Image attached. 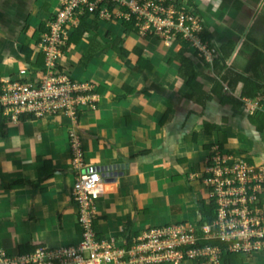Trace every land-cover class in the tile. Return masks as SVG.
Here are the masks:
<instances>
[{
	"label": "crops",
	"instance_id": "obj_1",
	"mask_svg": "<svg viewBox=\"0 0 264 264\" xmlns=\"http://www.w3.org/2000/svg\"><path fill=\"white\" fill-rule=\"evenodd\" d=\"M187 1L209 39L230 51L220 73L231 67L264 83V61L246 69L258 52L264 54V17L255 29L264 0ZM59 5L60 0H0V85L28 80L43 69L38 45ZM86 22L92 28L67 43L58 61L73 81L89 85L73 118L63 112L45 117L23 112L32 117L22 120L23 113L16 119L0 115V251L7 254L78 242L82 227L71 190L82 170L116 166L110 181L102 177L94 229L99 238L128 246L149 228L197 221L198 200L206 192L200 179L203 157L213 143L221 141L224 150L264 166V128L257 129L253 121L264 114V93L252 98L261 105L253 113L240 99L245 96L242 81L222 91L238 104L221 100L213 92V79L220 74L189 48L185 55L205 91L198 102L188 96L191 90L175 57L178 40L169 49L157 37L125 29L121 18L88 15ZM117 47L127 53L120 54ZM167 48L174 55L165 58ZM205 123L218 130L205 131ZM71 131L83 153L81 167L74 161ZM232 260L264 264V250Z\"/></svg>",
	"mask_w": 264,
	"mask_h": 264
},
{
	"label": "built area",
	"instance_id": "obj_2",
	"mask_svg": "<svg viewBox=\"0 0 264 264\" xmlns=\"http://www.w3.org/2000/svg\"><path fill=\"white\" fill-rule=\"evenodd\" d=\"M87 13L107 21L133 18L140 35L161 34L166 45L170 39H183L210 64L217 55V46L210 45L202 35L203 23L187 0H60L38 45L44 54L40 75L28 80H4L0 85V112L4 116L16 119L23 112L37 117L63 112L73 118L78 105L86 100L83 93L88 87L61 71L58 61L70 30ZM240 99L249 113L261 108L257 100L246 96ZM69 135L75 164L81 167L79 141L73 131ZM201 175L207 196H216L218 207L213 222L197 229L199 235L195 223L180 221L149 228L128 246L99 238L93 219L102 177L96 169L82 170L71 190L82 227L78 242L56 248L38 246L30 253L0 251V264H179L184 255L207 257L204 264H222L218 247L189 246L199 238H221L234 251L248 252L264 246V206L258 205L264 166L250 164L244 154H234L213 143L204 154Z\"/></svg>",
	"mask_w": 264,
	"mask_h": 264
},
{
	"label": "trees",
	"instance_id": "obj_3",
	"mask_svg": "<svg viewBox=\"0 0 264 264\" xmlns=\"http://www.w3.org/2000/svg\"><path fill=\"white\" fill-rule=\"evenodd\" d=\"M87 16H88V13L86 15H83L82 17H80V21H79L78 25L70 30L69 39H68L69 44L71 42L78 41L79 38L84 33V31L90 30L92 28V25L88 24L86 22ZM121 21H122L123 27L125 29L130 30V29L135 28L133 18L128 19V20L121 19ZM42 31H47V28L45 27ZM208 34L209 33L204 28L202 35L205 38L209 39ZM178 42H180L181 46L178 49L175 57L177 60H179V62L182 63L181 65L183 68H181L180 71L184 72L183 75L186 77V84L190 87V90H191V92L188 94V96L193 98L194 100H196L198 102H203V99L205 98V91L201 88L202 85L197 80L198 71H196L193 68L191 59L185 55V51L191 47L183 39H178ZM209 44L214 45V43L211 41V39H209ZM229 44H231V42H229ZM117 50H119L120 54H126L127 53V51L121 47H117ZM191 50H192V52H195V54H197V52L194 51L192 48H191ZM255 52H257V51H255ZM229 54H230L229 50L227 51V50H224V47L223 48L220 47L219 49H217V55L211 63V67H212L213 71L216 73V75L220 74L219 77L216 76V78L213 79V81L215 82L213 92L215 94H217L218 96H220L221 100H227V101L231 100L235 104H238L239 101L237 99H235L231 95L225 94L224 92L222 93V91L226 90V89H224V87L229 86L232 88L238 81H242L243 94L246 97L253 98L255 96L263 94L264 93V83H261L260 81H258L257 80L258 78L255 76H253V77L248 76V75L246 76V75L242 74L241 72L234 71L231 67H228V68L226 67L223 70V72L220 73L222 71L223 67L225 66L224 62H225L226 57L229 56ZM200 58L202 60H204L202 57H200ZM142 60H144V59L141 57V52L139 51L138 52V61L142 62ZM262 61H264V54L258 52V54L255 55V59L253 58L247 64L246 69L248 70V69H250V67L254 68L257 65L262 64ZM148 66H150V65L148 64ZM206 98H208V97H206ZM0 115H2L1 112H0ZM29 117H32V116L30 114L23 113L18 118L20 120H22V119H26ZM253 121H255L257 129L262 130L264 128V114L263 113H259V116H257V118L255 120L253 119ZM204 127H205V131H207V132H211L212 130L217 129L216 125H211L208 123H205ZM0 128L3 129V126L0 125ZM221 143L222 142L219 141L220 147L222 145ZM248 163H250V162L248 161ZM202 178L203 177L201 175L200 179H201L203 187L206 191L207 187L204 185ZM263 191H264V185L262 188L261 195L259 197V203H258L259 206H264V201L262 198ZM206 193H207V191H206ZM198 203L200 204V209L198 211L199 214H198L197 221H195L196 230L204 223L209 224V223L213 222V220L216 218V213H217L216 209L218 207L216 196L215 197L214 196H212V197L204 196V198H201L198 200ZM93 222H94V219H93ZM178 222H180V221H178ZM182 222H184V221H182ZM198 233H199V230H197V234ZM262 239L264 240V236L262 237ZM204 246H216V247H218L219 248V257L222 261V264H233L232 259L237 255L244 254V253L249 254L252 252H258V251L264 250V246H261L260 248H257V249L256 248L251 249L248 252H245L243 250H238V251L230 250V248L228 246V242L222 240L221 238H211V239H206V238L200 239L199 238L198 241L191 244L189 247L203 248ZM35 248L36 247L21 248L18 253H30V252L34 251ZM187 259L199 261V260H204V259H208V258L202 257L200 255H196V256L189 258L186 255H184V257L181 259V261H185ZM201 262H203V261H201ZM147 264H149V263H147Z\"/></svg>",
	"mask_w": 264,
	"mask_h": 264
},
{
	"label": "rangeland",
	"instance_id": "obj_4",
	"mask_svg": "<svg viewBox=\"0 0 264 264\" xmlns=\"http://www.w3.org/2000/svg\"><path fill=\"white\" fill-rule=\"evenodd\" d=\"M264 6V5H263ZM264 17V7L262 8V12L260 13V16H258L257 17V22H256V25H255V29L257 30V29H259L258 28V22L260 21V20H262V18ZM152 37L153 38H158L159 40H161L162 41V43L163 44H165L164 42H163V40H164V37L161 35V34H152ZM176 43L177 44V42H176V40L175 39H170V43H167V46L169 47V49H171V45L173 44V43ZM168 49V48H167ZM167 50V52H166V55H165V58L167 57V56H169V55H171V53L173 54V52H171L170 50ZM174 51V50H173ZM174 55V54H173ZM44 65V64H43ZM42 70V69H41ZM61 71H63V70H61ZM64 73H67V72H64ZM40 74L37 72L36 74H33L32 76H35V77H38ZM67 75H69V73H67ZM80 83H82V86H85V87H89V85L87 84V83H85V82H80ZM201 174H202V172H201ZM201 195H203V196H207V193L205 192L204 193V190L202 191V194ZM200 195V196H201ZM121 244V243H120Z\"/></svg>",
	"mask_w": 264,
	"mask_h": 264
},
{
	"label": "water",
	"instance_id": "obj_5",
	"mask_svg": "<svg viewBox=\"0 0 264 264\" xmlns=\"http://www.w3.org/2000/svg\"><path fill=\"white\" fill-rule=\"evenodd\" d=\"M114 166H115L114 164L98 166L96 170H98L101 173L102 177H105L106 179H108V181H110L111 178L116 176V172L114 171V168H116V166L115 167Z\"/></svg>",
	"mask_w": 264,
	"mask_h": 264
},
{
	"label": "clouds",
	"instance_id": "obj_6",
	"mask_svg": "<svg viewBox=\"0 0 264 264\" xmlns=\"http://www.w3.org/2000/svg\"><path fill=\"white\" fill-rule=\"evenodd\" d=\"M98 171V170H97ZM101 174V173H100ZM102 177V176H101Z\"/></svg>",
	"mask_w": 264,
	"mask_h": 264
}]
</instances>
